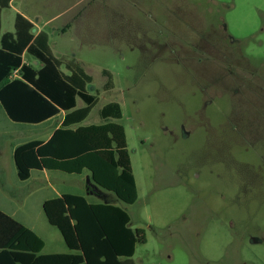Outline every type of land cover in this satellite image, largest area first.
<instances>
[{"label":"rangeland","instance_id":"1","mask_svg":"<svg viewBox=\"0 0 264 264\" xmlns=\"http://www.w3.org/2000/svg\"><path fill=\"white\" fill-rule=\"evenodd\" d=\"M41 4L45 19L61 14L56 27L82 12L73 30L52 35V48L93 77L97 100L82 126L101 124L105 105L122 106L139 197L122 202L89 171L21 181L14 146L47 140L63 116L16 123L0 106V210L41 236L43 254L71 253L43 210L59 191L124 209L147 238L136 264H264V0ZM13 18L4 12L2 34Z\"/></svg>","mask_w":264,"mask_h":264},{"label":"trees","instance_id":"2","mask_svg":"<svg viewBox=\"0 0 264 264\" xmlns=\"http://www.w3.org/2000/svg\"><path fill=\"white\" fill-rule=\"evenodd\" d=\"M12 0H0V106L10 120L42 124L61 112L67 115L47 141L32 140L14 149L18 177L27 181L34 170L81 175L114 193L126 204L138 200V187L127 147L122 106L111 102L100 110L103 121L82 126L96 102L89 92L93 77L74 58L57 57L47 32H33L22 14L14 31L2 34L1 16ZM39 62L27 64L24 56ZM105 91L114 87L113 75L104 71ZM86 107L78 109V100ZM50 225L61 233L71 253L42 254L45 243L32 230L0 210V264H136L138 244L147 238L131 228L130 215L119 206L91 203L82 195L63 194L43 204Z\"/></svg>","mask_w":264,"mask_h":264},{"label":"crops","instance_id":"3","mask_svg":"<svg viewBox=\"0 0 264 264\" xmlns=\"http://www.w3.org/2000/svg\"><path fill=\"white\" fill-rule=\"evenodd\" d=\"M17 2V0H12V2H11V4H10V8H8V9H5V10H3V12H2V16H1V30H2V27H3V16H4V12H6V11H11V10H14V23H15V17H16V15L19 13V14H22L25 18H27L30 22H32L33 23V25H34V30H33V32L37 35V34H39L40 32H42V31H45V32H47L48 33V35H49V39H50V46H51V48H52V44H51V39H52V35L54 34V35H56V34H60V32H62L63 33V35H66V33H68L69 31H71V30H73L74 29V27H75V23L77 22V21H79V19L81 18V14H82V12L81 13H78L77 15H75L74 16V18H73V20H72V22L71 23H69V24H66L64 27H59V26H52V24L61 16V14L60 15H56V16H51L50 18H46L45 19V17H44V15L43 14H41L40 12H44V10H43V6H42V2H43V0H27V4H26V7H23V6H18V7H15V3ZM34 3H38V10H37V12L36 11H32L31 10V8L33 7V5H35ZM23 7V8H22ZM7 33V32H6ZM62 35V36H63ZM52 51H53V48H52ZM53 53H54V51H53ZM55 54V53H54ZM56 56V55H55ZM58 57V56H57ZM30 61V62H28V60ZM24 61L27 63V64H31V63H33L36 67H38V66H40L39 65V62L38 61H36V60H32L28 55H25L24 56ZM39 68V67H38ZM66 115H67V113L66 112H61L59 115H57L56 117H58V116H63L62 117V120L59 122V124L54 128V130H53V132L50 134V136L47 138V140L52 136V134L54 133V131L57 129V128H59L61 125H62V123H63V121H64V119H65V117H66ZM56 117H54V118H56ZM54 118H52V119H54ZM52 119H50V120H52ZM50 120H48V121H50ZM47 122V121H46ZM47 140H45V141H47ZM42 141H44V140H42ZM18 146V145H17ZM15 147L16 146H14V148H13V154H14V149H15ZM36 171H38V170H34V171H32V173H31V177H30V179L32 178V176H33V174H34V172H36ZM38 172H40L45 178H46V181L48 182V179L50 178V174L51 173H54V174H57L58 173V171H48V170H43V171H38ZM88 179L90 180V176H88ZM42 180V179H41ZM53 191H55L56 189H52ZM56 193V196H55V198H57V197H60V196H62L63 194H70V193H63V192H59V191H57V192H55ZM96 193H99L98 192V190H96ZM103 194V193H102ZM53 199V198H52ZM48 200H50V199H48ZM47 200H45L44 201V203L46 202ZM43 203V204H44ZM20 222V221H19ZM23 224V223H22ZM24 225V224H23ZM27 227V226H26ZM27 228H29V227H27ZM30 230H32L33 232H35L33 229H31V228H29ZM40 238H41V236L37 233V232H35ZM42 239V238H41ZM43 240V239H42ZM64 240V239H63ZM44 241V240H43ZM65 242V241H64ZM45 243V242H44ZM67 246V245H66ZM44 248H45V246H44ZM43 254V253H42ZM50 254H66V253H50ZM46 255H49V254H46Z\"/></svg>","mask_w":264,"mask_h":264}]
</instances>
